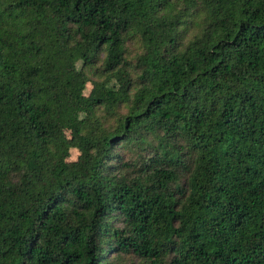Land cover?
<instances>
[{
	"label": "trees",
	"instance_id": "obj_1",
	"mask_svg": "<svg viewBox=\"0 0 264 264\" xmlns=\"http://www.w3.org/2000/svg\"><path fill=\"white\" fill-rule=\"evenodd\" d=\"M126 258L264 264V0H0V264Z\"/></svg>",
	"mask_w": 264,
	"mask_h": 264
},
{
	"label": "rangeland",
	"instance_id": "obj_2",
	"mask_svg": "<svg viewBox=\"0 0 264 264\" xmlns=\"http://www.w3.org/2000/svg\"><path fill=\"white\" fill-rule=\"evenodd\" d=\"M89 88H90V86L87 87V91L89 90ZM76 155H77L76 152L73 151V152H72V155H71V158H72V159L75 158ZM125 262H126V264H131V259L126 258V259H125Z\"/></svg>",
	"mask_w": 264,
	"mask_h": 264
}]
</instances>
